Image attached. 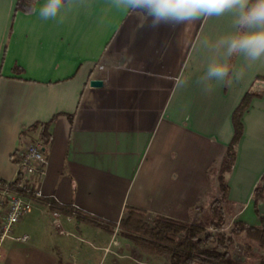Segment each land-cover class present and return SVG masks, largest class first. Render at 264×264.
Wrapping results in <instances>:
<instances>
[{
    "label": "crops",
    "instance_id": "crops-1",
    "mask_svg": "<svg viewBox=\"0 0 264 264\" xmlns=\"http://www.w3.org/2000/svg\"><path fill=\"white\" fill-rule=\"evenodd\" d=\"M16 3L0 0V181L15 178L14 154L46 132V174L29 185L50 199L32 202L12 233L27 239H7L0 264H169L166 241L126 235L120 223L130 210L151 227L199 224L218 202L227 224L264 226V199L255 196L264 176V65L241 82H213L211 92L197 84L222 55L215 45L233 30L231 13L137 29L110 0H74L48 20L38 11L45 0L30 14ZM179 74L190 78L180 90ZM244 100L235 161L223 170ZM238 245L236 258L250 261Z\"/></svg>",
    "mask_w": 264,
    "mask_h": 264
},
{
    "label": "clouds",
    "instance_id": "clouds-1",
    "mask_svg": "<svg viewBox=\"0 0 264 264\" xmlns=\"http://www.w3.org/2000/svg\"><path fill=\"white\" fill-rule=\"evenodd\" d=\"M74 0H45L39 6L42 19H55L63 8ZM113 7L123 9L135 16L137 29L145 26L153 29L167 26L171 29L205 17H221L232 14V31L222 35L216 42L222 55L211 58L205 74L197 84L205 82L202 89L211 92L215 84L241 82L249 69L264 65V0H110ZM29 7L35 11L31 2ZM241 58V63L232 64L230 58ZM190 78L179 74L174 80L178 90L189 86Z\"/></svg>",
    "mask_w": 264,
    "mask_h": 264
},
{
    "label": "trees",
    "instance_id": "trees-1",
    "mask_svg": "<svg viewBox=\"0 0 264 264\" xmlns=\"http://www.w3.org/2000/svg\"><path fill=\"white\" fill-rule=\"evenodd\" d=\"M40 0H17L16 12L30 14L33 7ZM264 79V77H262ZM249 100H244L236 113L234 120L235 142L230 147L229 153L223 164V170H229L234 164L237 145L243 131L242 113ZM45 145L50 142L46 132L41 139ZM2 181H0L1 183ZM225 189L224 184H222ZM256 201L264 199V176L255 190ZM224 202L222 198L221 203ZM224 210L215 202L210 210L204 215L199 224H185L172 220H156L154 227L146 221L145 214L130 210L120 225L126 235L133 238V234L155 237L159 241H166L170 247L169 264H264V226L249 227L241 221H234L233 227L226 232H219L226 227ZM218 232H211L209 229ZM130 233V234H129ZM240 245L241 254L250 261H243L235 256L236 240Z\"/></svg>",
    "mask_w": 264,
    "mask_h": 264
},
{
    "label": "built area",
    "instance_id": "built-area-1",
    "mask_svg": "<svg viewBox=\"0 0 264 264\" xmlns=\"http://www.w3.org/2000/svg\"><path fill=\"white\" fill-rule=\"evenodd\" d=\"M13 159L17 165L15 178L0 183V251L7 239L21 241L27 239L25 236L18 239L12 237L14 227L32 210L34 200L50 199L41 189H33L29 185L34 175L44 177L46 174L48 159L43 141L29 142L14 154ZM49 205L52 204L49 203ZM53 216L58 218L59 212L54 211ZM228 228L223 227L219 232H225ZM209 230L214 233L218 232L212 228Z\"/></svg>",
    "mask_w": 264,
    "mask_h": 264
},
{
    "label": "water",
    "instance_id": "water-1",
    "mask_svg": "<svg viewBox=\"0 0 264 264\" xmlns=\"http://www.w3.org/2000/svg\"><path fill=\"white\" fill-rule=\"evenodd\" d=\"M91 87H102L103 82L101 80H92L90 82Z\"/></svg>",
    "mask_w": 264,
    "mask_h": 264
},
{
    "label": "rangeland",
    "instance_id": "rangeland-1",
    "mask_svg": "<svg viewBox=\"0 0 264 264\" xmlns=\"http://www.w3.org/2000/svg\"><path fill=\"white\" fill-rule=\"evenodd\" d=\"M245 218L249 219L247 215L245 216ZM245 218H244V219H245ZM251 219H252V218H251ZM242 220H243V218H242ZM226 224H227V223H226ZM232 224H233V222H232ZM232 224H231V225L227 224V227H228V226H230V227L227 229V231H225L226 233L230 230L231 227H233ZM250 227H253V226H250ZM236 241H237L236 244H238V242H239V241H238V238H237ZM238 249H239V245H238ZM241 249H242V248H241ZM237 251H238V250H237Z\"/></svg>",
    "mask_w": 264,
    "mask_h": 264
}]
</instances>
